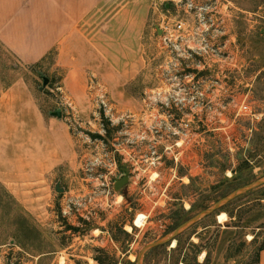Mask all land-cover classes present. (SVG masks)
<instances>
[{
	"label": "rangeland",
	"instance_id": "rangeland-1",
	"mask_svg": "<svg viewBox=\"0 0 264 264\" xmlns=\"http://www.w3.org/2000/svg\"><path fill=\"white\" fill-rule=\"evenodd\" d=\"M150 6L142 71L122 101L136 108L121 110L98 94L92 113L66 115L72 169L20 190L0 181V264H138L144 247L264 179V0ZM164 21L186 23L191 43L165 47ZM54 63L51 56L22 65L0 44V92L24 78L46 112H66L64 71ZM249 155L253 170L244 171ZM126 172L129 182L118 189ZM263 193L264 186L241 195L184 231L182 249L176 239L147 251L141 264H194L190 243L202 247L200 264H253L264 243Z\"/></svg>",
	"mask_w": 264,
	"mask_h": 264
},
{
	"label": "crops",
	"instance_id": "crops-1",
	"mask_svg": "<svg viewBox=\"0 0 264 264\" xmlns=\"http://www.w3.org/2000/svg\"><path fill=\"white\" fill-rule=\"evenodd\" d=\"M151 2L0 0V44L25 66L53 54L54 68L64 71L60 89L68 105L66 112H46L24 78L0 92L1 182L20 190L72 169L77 151L66 115L92 113L98 94H110L121 110L136 108L130 98L122 101L142 71ZM57 110L62 118L53 115Z\"/></svg>",
	"mask_w": 264,
	"mask_h": 264
},
{
	"label": "water",
	"instance_id": "water-1",
	"mask_svg": "<svg viewBox=\"0 0 264 264\" xmlns=\"http://www.w3.org/2000/svg\"><path fill=\"white\" fill-rule=\"evenodd\" d=\"M47 83H48V80L45 81V83H44L45 86L47 85ZM53 115L58 117V118H62L61 110H57L56 112L53 113ZM128 182H129V173L126 172V175L123 178H121L120 181H118L117 188L120 189V188L124 187L125 185L128 184ZM263 186H264V179H260V180L256 181L255 183H252L248 186H245V187L239 189L238 191L234 192L229 197H227L224 200L216 203L214 206H211V207L207 208L206 210L200 212L198 215L194 216L193 218H191L190 220L185 222L182 226H180L177 230H175L167 238L160 240V241H157L155 243H152V244L144 247L139 254L138 264H141V259L147 251L162 247V246L166 245L168 242L175 241L188 228L192 227L193 225H195L199 221L211 216L213 213L220 210L226 204L236 200L237 198H239L243 194L254 191V190L259 189ZM59 191H60V189H59Z\"/></svg>",
	"mask_w": 264,
	"mask_h": 264
},
{
	"label": "built area",
	"instance_id": "built-area-1",
	"mask_svg": "<svg viewBox=\"0 0 264 264\" xmlns=\"http://www.w3.org/2000/svg\"><path fill=\"white\" fill-rule=\"evenodd\" d=\"M162 35L160 36L161 43L168 48L177 49L178 44L189 45L193 40L194 36L191 38V33L187 30V24L183 21H177L174 25L169 22H163ZM191 52H195V48L187 47ZM197 95L198 91H191V94ZM194 100V99H193ZM192 108H196L197 104L190 105ZM243 109L247 111V107L243 106Z\"/></svg>",
	"mask_w": 264,
	"mask_h": 264
},
{
	"label": "trees",
	"instance_id": "trees-1",
	"mask_svg": "<svg viewBox=\"0 0 264 264\" xmlns=\"http://www.w3.org/2000/svg\"><path fill=\"white\" fill-rule=\"evenodd\" d=\"M51 56H54V55L52 54L49 57H51ZM259 137H260L258 139L259 145H260V148L259 149H260V152H261V159H260V161L264 163V135L263 136L260 135ZM253 158H254V155H249V157L244 160V171L245 170H249V171L250 170H253V165H252ZM242 170L243 169H240V171H242ZM262 197H264V193H263ZM182 237H183V235H180L177 238V240H178V248H177V250H180L183 247V245H182ZM117 240H119V239H117ZM242 243L244 244V242H242ZM190 246H191V248L193 250H195V252L192 251V253L195 254V258H196V260H194V264H200V263H198V260L197 259H198V255L200 253H202V247L199 246V245H196L194 243H190ZM235 247H237V245H232V246H230V249L233 250ZM262 250H264V243L257 249V251H256V253L254 255L255 256V259L253 261V264H259V254H260V252ZM98 260H99L100 264H105V262L103 261L102 258H100ZM208 262L209 261L206 260V263L205 264H208ZM130 264H132V263H130Z\"/></svg>",
	"mask_w": 264,
	"mask_h": 264
},
{
	"label": "bare ground",
	"instance_id": "bare-ground-1",
	"mask_svg": "<svg viewBox=\"0 0 264 264\" xmlns=\"http://www.w3.org/2000/svg\"><path fill=\"white\" fill-rule=\"evenodd\" d=\"M143 219H145L144 216H139V217L137 218V220H136L135 225H136V226H139V227H142V225H143ZM173 246H175V244H173Z\"/></svg>",
	"mask_w": 264,
	"mask_h": 264
}]
</instances>
